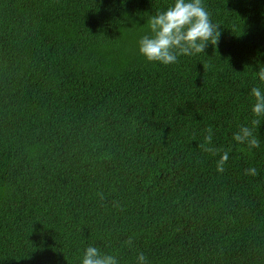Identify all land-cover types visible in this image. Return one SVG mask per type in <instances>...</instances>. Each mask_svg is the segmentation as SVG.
<instances>
[{"label":"trees","instance_id":"obj_1","mask_svg":"<svg viewBox=\"0 0 264 264\" xmlns=\"http://www.w3.org/2000/svg\"><path fill=\"white\" fill-rule=\"evenodd\" d=\"M170 3L0 0V264H80L88 244L264 264V122L258 148L233 140L264 87V0H204L218 42L149 62L138 40Z\"/></svg>","mask_w":264,"mask_h":264},{"label":"clouds","instance_id":"obj_2","mask_svg":"<svg viewBox=\"0 0 264 264\" xmlns=\"http://www.w3.org/2000/svg\"><path fill=\"white\" fill-rule=\"evenodd\" d=\"M148 31L138 40L139 53L149 62L163 65L175 64L181 56H195L205 53L210 43L215 45L220 37V25L211 18L204 0H171L170 5L163 11H158L147 20ZM255 78L264 84V65L255 72ZM251 113L254 119L248 124L241 125L233 134V140L241 145H247L249 150L258 148L260 141L254 129L264 122V87L259 84L251 87ZM213 136L211 130L205 137V151L216 154L218 151L211 147ZM229 159V151L220 154L217 170L223 172V165ZM246 175H258L256 167L245 169ZM131 244V238L127 241ZM80 264H120L118 257L102 250L95 244H88L79 257ZM135 264H151L144 252H138Z\"/></svg>","mask_w":264,"mask_h":264}]
</instances>
